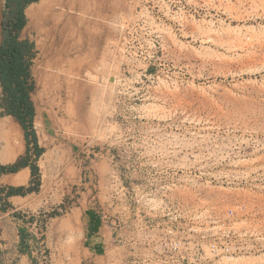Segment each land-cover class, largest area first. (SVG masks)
<instances>
[{
	"label": "rangeland",
	"instance_id": "374dc122",
	"mask_svg": "<svg viewBox=\"0 0 264 264\" xmlns=\"http://www.w3.org/2000/svg\"><path fill=\"white\" fill-rule=\"evenodd\" d=\"M134 5L90 142L64 151L84 184L34 215L90 191L123 264H264V0Z\"/></svg>",
	"mask_w": 264,
	"mask_h": 264
},
{
	"label": "crops",
	"instance_id": "0c3cea01",
	"mask_svg": "<svg viewBox=\"0 0 264 264\" xmlns=\"http://www.w3.org/2000/svg\"><path fill=\"white\" fill-rule=\"evenodd\" d=\"M31 4L37 11L32 18L27 15ZM31 4L25 9L27 24L22 36L34 41L37 50L32 100L34 128L44 148L37 160L41 185L40 190L25 195L5 197L1 193L0 264H44L42 248L50 252V264H123V249L95 210L90 191H82L66 213L39 218L34 212L64 203L68 188L82 182L85 167L74 161L63 164L66 144L90 142L88 135L98 118L95 110L107 106L110 82L131 55L125 25L138 7L134 0H39ZM32 146L28 152L25 130L15 117L0 116L1 165L33 154ZM94 168L88 169L95 177ZM32 178L31 167H21L0 175V189L28 187Z\"/></svg>",
	"mask_w": 264,
	"mask_h": 264
},
{
	"label": "trees",
	"instance_id": "16d2710c",
	"mask_svg": "<svg viewBox=\"0 0 264 264\" xmlns=\"http://www.w3.org/2000/svg\"><path fill=\"white\" fill-rule=\"evenodd\" d=\"M39 0H4V35L0 46V116L12 115L23 129L28 145V152L33 144V154L19 158L7 165L0 164V175L16 172L24 166L32 170V184L28 187L10 186L0 189V201L13 195H25L30 191H38L41 185L40 168L37 160L44 151L39 146L34 128L36 109L32 100L35 80L32 75V65L37 55L35 42L22 36V30L27 24L26 7ZM34 155V159H32ZM23 235V234H22Z\"/></svg>",
	"mask_w": 264,
	"mask_h": 264
},
{
	"label": "water",
	"instance_id": "95a60500",
	"mask_svg": "<svg viewBox=\"0 0 264 264\" xmlns=\"http://www.w3.org/2000/svg\"><path fill=\"white\" fill-rule=\"evenodd\" d=\"M4 0H0V46L2 45L3 42V35H4Z\"/></svg>",
	"mask_w": 264,
	"mask_h": 264
},
{
	"label": "bare ground",
	"instance_id": "6f19581e",
	"mask_svg": "<svg viewBox=\"0 0 264 264\" xmlns=\"http://www.w3.org/2000/svg\"><path fill=\"white\" fill-rule=\"evenodd\" d=\"M36 13H37V11H36V8H35V5H30L28 8H27V15L28 16H30L31 18L32 17H34V16H36ZM40 127V126H39ZM14 135H17V132H14ZM16 145L18 146V147H20L21 146V144L22 143H20V141L18 140V138L16 137Z\"/></svg>",
	"mask_w": 264,
	"mask_h": 264
},
{
	"label": "built area",
	"instance_id": "2783aa9c",
	"mask_svg": "<svg viewBox=\"0 0 264 264\" xmlns=\"http://www.w3.org/2000/svg\"><path fill=\"white\" fill-rule=\"evenodd\" d=\"M41 255L43 256V258L45 260V259H47L48 256H50V252L47 249L42 248ZM44 264H46V263L44 262Z\"/></svg>",
	"mask_w": 264,
	"mask_h": 264
}]
</instances>
